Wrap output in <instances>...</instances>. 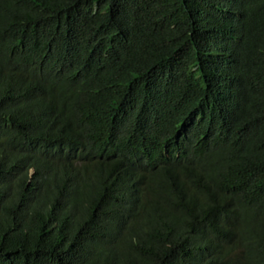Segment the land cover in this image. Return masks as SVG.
<instances>
[{
  "label": "trees",
  "instance_id": "16d2710c",
  "mask_svg": "<svg viewBox=\"0 0 264 264\" xmlns=\"http://www.w3.org/2000/svg\"><path fill=\"white\" fill-rule=\"evenodd\" d=\"M0 264H264V0H0Z\"/></svg>",
  "mask_w": 264,
  "mask_h": 264
}]
</instances>
